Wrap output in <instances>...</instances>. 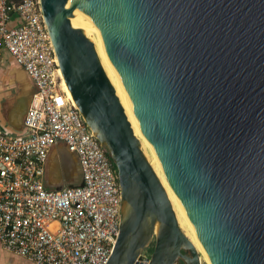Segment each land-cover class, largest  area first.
Instances as JSON below:
<instances>
[{
  "label": "water",
  "instance_id": "water-1",
  "mask_svg": "<svg viewBox=\"0 0 264 264\" xmlns=\"http://www.w3.org/2000/svg\"><path fill=\"white\" fill-rule=\"evenodd\" d=\"M37 2L72 98L117 169L106 264H136L154 235L146 264H264V0ZM0 81L16 89L2 127L21 133L34 82L13 59ZM44 184H83L63 141Z\"/></svg>",
  "mask_w": 264,
  "mask_h": 264
},
{
  "label": "built area",
  "instance_id": "built-area-1",
  "mask_svg": "<svg viewBox=\"0 0 264 264\" xmlns=\"http://www.w3.org/2000/svg\"><path fill=\"white\" fill-rule=\"evenodd\" d=\"M14 17L20 23L9 28ZM4 51L35 93L21 133L0 127V245L34 264H106L120 228L117 169L62 88L37 0H0V61ZM58 141L77 154L81 186H45L46 157Z\"/></svg>",
  "mask_w": 264,
  "mask_h": 264
},
{
  "label": "crops",
  "instance_id": "crops-1",
  "mask_svg": "<svg viewBox=\"0 0 264 264\" xmlns=\"http://www.w3.org/2000/svg\"><path fill=\"white\" fill-rule=\"evenodd\" d=\"M11 57L8 52L4 51L2 59L0 61V76L7 68L8 64L11 61ZM4 69V70H3ZM0 264H34L30 260L16 255L0 245Z\"/></svg>",
  "mask_w": 264,
  "mask_h": 264
},
{
  "label": "flooded vegetation",
  "instance_id": "flooded-vegetation-1",
  "mask_svg": "<svg viewBox=\"0 0 264 264\" xmlns=\"http://www.w3.org/2000/svg\"><path fill=\"white\" fill-rule=\"evenodd\" d=\"M15 90V87L9 86L0 81V124H3V117L6 111V107L8 105V102L13 99Z\"/></svg>",
  "mask_w": 264,
  "mask_h": 264
},
{
  "label": "rangeland",
  "instance_id": "rangeland-1",
  "mask_svg": "<svg viewBox=\"0 0 264 264\" xmlns=\"http://www.w3.org/2000/svg\"><path fill=\"white\" fill-rule=\"evenodd\" d=\"M0 127L3 128L2 124H0ZM154 244H155V235L152 238V240L150 241V243L142 251L141 256L136 261V264H146L147 263V261H148V259L150 257V254L152 252V249L154 247Z\"/></svg>",
  "mask_w": 264,
  "mask_h": 264
},
{
  "label": "bare ground",
  "instance_id": "bare-ground-1",
  "mask_svg": "<svg viewBox=\"0 0 264 264\" xmlns=\"http://www.w3.org/2000/svg\"><path fill=\"white\" fill-rule=\"evenodd\" d=\"M60 74H61V71H60ZM61 76H62V74H61ZM62 88H63V90L66 92L67 96L73 100L72 95H71V93H70V91H69V89H68V87H67V85H66V83H65L63 77H62ZM73 101H74V100H73ZM157 229H158V228L155 226V228H154V233L157 232Z\"/></svg>",
  "mask_w": 264,
  "mask_h": 264
},
{
  "label": "trees",
  "instance_id": "trees-1",
  "mask_svg": "<svg viewBox=\"0 0 264 264\" xmlns=\"http://www.w3.org/2000/svg\"><path fill=\"white\" fill-rule=\"evenodd\" d=\"M4 70V69H3Z\"/></svg>",
  "mask_w": 264,
  "mask_h": 264
}]
</instances>
